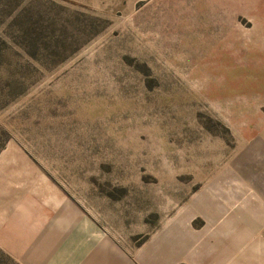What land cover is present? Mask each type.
Masks as SVG:
<instances>
[{
	"label": "rangeland",
	"instance_id": "rangeland-1",
	"mask_svg": "<svg viewBox=\"0 0 264 264\" xmlns=\"http://www.w3.org/2000/svg\"><path fill=\"white\" fill-rule=\"evenodd\" d=\"M0 132V264H264V0H0Z\"/></svg>",
	"mask_w": 264,
	"mask_h": 264
},
{
	"label": "crops",
	"instance_id": "crops-1",
	"mask_svg": "<svg viewBox=\"0 0 264 264\" xmlns=\"http://www.w3.org/2000/svg\"><path fill=\"white\" fill-rule=\"evenodd\" d=\"M1 177H2V176L0 175V178H1ZM0 184L3 185V184L1 183V181H0ZM0 188H2V186H0ZM5 211H6L5 208H0V213L4 214ZM3 222H9L8 219H7V215L4 216ZM7 225H8V224H4V225H1V224H0V226H7ZM0 228L6 229V227H0ZM1 244H2V241H0V245H1Z\"/></svg>",
	"mask_w": 264,
	"mask_h": 264
},
{
	"label": "trees",
	"instance_id": "trees-1",
	"mask_svg": "<svg viewBox=\"0 0 264 264\" xmlns=\"http://www.w3.org/2000/svg\"><path fill=\"white\" fill-rule=\"evenodd\" d=\"M4 132H0V151L4 148L5 144L7 143V139H3Z\"/></svg>",
	"mask_w": 264,
	"mask_h": 264
}]
</instances>
